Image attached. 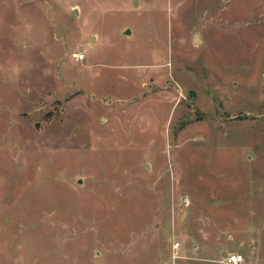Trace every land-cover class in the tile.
Here are the masks:
<instances>
[{"label":"rangeland","instance_id":"1","mask_svg":"<svg viewBox=\"0 0 264 264\" xmlns=\"http://www.w3.org/2000/svg\"><path fill=\"white\" fill-rule=\"evenodd\" d=\"M232 254L264 264V0H0V264Z\"/></svg>","mask_w":264,"mask_h":264},{"label":"built area","instance_id":"2","mask_svg":"<svg viewBox=\"0 0 264 264\" xmlns=\"http://www.w3.org/2000/svg\"><path fill=\"white\" fill-rule=\"evenodd\" d=\"M71 58L75 62H81L84 59V54L82 53H72ZM180 244L176 241L173 242L172 250L174 256H177V251L179 250ZM242 263V256L239 254H232L227 258V264H241Z\"/></svg>","mask_w":264,"mask_h":264},{"label":"water","instance_id":"3","mask_svg":"<svg viewBox=\"0 0 264 264\" xmlns=\"http://www.w3.org/2000/svg\"><path fill=\"white\" fill-rule=\"evenodd\" d=\"M133 5H136V1H133ZM74 13H77V12L74 11ZM125 34L129 35V34H130V31L127 30V31L125 32ZM38 127H39V125H38V124H35V128L38 129Z\"/></svg>","mask_w":264,"mask_h":264}]
</instances>
